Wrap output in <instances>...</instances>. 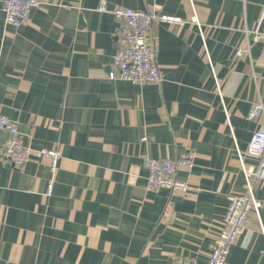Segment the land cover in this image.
I'll return each mask as SVG.
<instances>
[{
	"label": "crops",
	"instance_id": "crops-1",
	"mask_svg": "<svg viewBox=\"0 0 264 264\" xmlns=\"http://www.w3.org/2000/svg\"><path fill=\"white\" fill-rule=\"evenodd\" d=\"M38 1L19 27L0 3V116L62 159L56 173L0 159V264H207L227 198L247 193L240 155L258 164L264 0ZM117 8L182 20L150 26L160 82L110 79ZM148 160L173 161L191 190L150 189ZM254 192L262 209L226 264H264V180Z\"/></svg>",
	"mask_w": 264,
	"mask_h": 264
},
{
	"label": "built area",
	"instance_id": "built-area-1",
	"mask_svg": "<svg viewBox=\"0 0 264 264\" xmlns=\"http://www.w3.org/2000/svg\"><path fill=\"white\" fill-rule=\"evenodd\" d=\"M8 24L22 26L29 22L32 12L41 6L38 0H0ZM103 4L100 12H107ZM119 21L116 38L119 50L114 60L115 71L110 74L111 80L120 78L132 83H157L162 79L157 64L156 53L149 39V29L155 20L172 24H181L179 18L169 16L158 17L130 8H117L113 11ZM197 22V18L194 19ZM264 47V33L257 36ZM264 111L259 104L250 113V119L256 120ZM0 132L9 135L8 140L0 145V159L11 162L16 167L26 165L33 156L47 158L51 163L53 173L57 172L62 159V153L55 149H40L34 151L28 146L19 126L6 116H0ZM248 157L258 161L256 166H247L240 155L243 174L247 182V193L243 196L231 195L228 199L227 212L224 218V230L214 238L209 245L207 264H226L230 250L244 233L249 216L252 212L260 214L262 203L256 198L254 186L264 180V131H256L250 140L246 151ZM182 164L192 168L193 154L182 161ZM148 187L152 190L169 189L175 192L188 193L191 189L188 183L178 178L177 167L170 160H148Z\"/></svg>",
	"mask_w": 264,
	"mask_h": 264
}]
</instances>
